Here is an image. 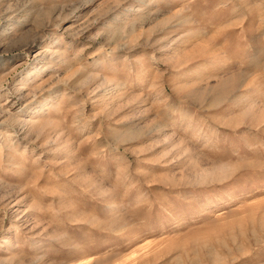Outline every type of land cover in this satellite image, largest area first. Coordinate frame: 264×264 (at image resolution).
<instances>
[{
  "label": "rangeland",
  "instance_id": "374dc122",
  "mask_svg": "<svg viewBox=\"0 0 264 264\" xmlns=\"http://www.w3.org/2000/svg\"><path fill=\"white\" fill-rule=\"evenodd\" d=\"M0 264H264V0H0Z\"/></svg>",
  "mask_w": 264,
  "mask_h": 264
}]
</instances>
